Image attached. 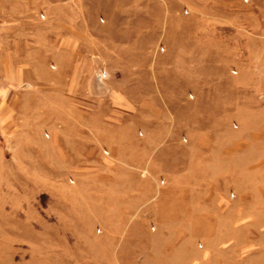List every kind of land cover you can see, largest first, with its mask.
Returning a JSON list of instances; mask_svg holds the SVG:
<instances>
[{
    "label": "rangeland",
    "instance_id": "rangeland-1",
    "mask_svg": "<svg viewBox=\"0 0 264 264\" xmlns=\"http://www.w3.org/2000/svg\"><path fill=\"white\" fill-rule=\"evenodd\" d=\"M0 11V264H264V0Z\"/></svg>",
    "mask_w": 264,
    "mask_h": 264
},
{
    "label": "crops",
    "instance_id": "crops-1",
    "mask_svg": "<svg viewBox=\"0 0 264 264\" xmlns=\"http://www.w3.org/2000/svg\"><path fill=\"white\" fill-rule=\"evenodd\" d=\"M3 16H6V15L4 14ZM7 25H8L7 24V20H3L1 18V16H0V76H2V77H0V81L1 80L8 81V78H7V75H8V71H7V65H8L7 63H8V61L7 60H8V58H7V55H6L7 51L5 50L7 47H9V39H8V34H7V28H8ZM10 44H13V43H10ZM14 44H15L14 47H18V41H15ZM11 47H13V45H11ZM11 57H12V63H15V61L13 60L14 59L13 55ZM23 80L25 81V78H21L20 82L23 81ZM31 80H34V79H31ZM35 83H37V82H31L32 88H34L36 86ZM51 88H52V86H51ZM1 90H2V88L0 87V95L2 96L3 92H1ZM32 90H34V89H32ZM14 94L19 96V102L22 104L23 103L22 99H23L24 92L23 91H15ZM4 95H7V93L5 92ZM7 101L8 100H5L3 102V104H2V106L9 105V102L7 103ZM20 103H19V105H20Z\"/></svg>",
    "mask_w": 264,
    "mask_h": 264
}]
</instances>
